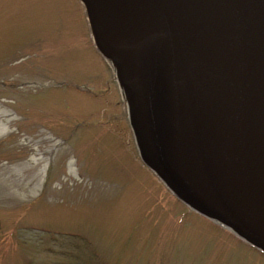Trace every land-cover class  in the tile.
<instances>
[{"label": "rangeland", "instance_id": "374dc122", "mask_svg": "<svg viewBox=\"0 0 264 264\" xmlns=\"http://www.w3.org/2000/svg\"><path fill=\"white\" fill-rule=\"evenodd\" d=\"M0 264H264L141 162L79 0H0Z\"/></svg>", "mask_w": 264, "mask_h": 264}, {"label": "water", "instance_id": "95a60500", "mask_svg": "<svg viewBox=\"0 0 264 264\" xmlns=\"http://www.w3.org/2000/svg\"><path fill=\"white\" fill-rule=\"evenodd\" d=\"M142 162L264 252V0H80Z\"/></svg>", "mask_w": 264, "mask_h": 264}, {"label": "bare ground", "instance_id": "6f19581e", "mask_svg": "<svg viewBox=\"0 0 264 264\" xmlns=\"http://www.w3.org/2000/svg\"><path fill=\"white\" fill-rule=\"evenodd\" d=\"M35 164H38V160H34Z\"/></svg>", "mask_w": 264, "mask_h": 264}]
</instances>
